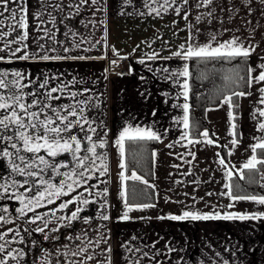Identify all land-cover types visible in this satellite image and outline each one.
I'll list each match as a JSON object with an SVG mask.
<instances>
[{
  "label": "crops",
  "instance_id": "1",
  "mask_svg": "<svg viewBox=\"0 0 264 264\" xmlns=\"http://www.w3.org/2000/svg\"><path fill=\"white\" fill-rule=\"evenodd\" d=\"M26 2L28 52L68 58L48 61L9 59L11 51L19 46L13 41L18 39L22 30L12 31L10 12H4L0 16L4 22L0 33L11 34L0 39V56L5 57L0 60V72L20 71L37 83L48 78L50 87L67 85L65 99L56 103H69L67 93L73 91L84 93L80 99L90 97L93 106L87 114L90 119H94L92 126L97 129L93 139L98 143V136L106 141L105 147L97 148V152L105 156L108 171L103 176L99 175V171L93 172L94 178L88 183L96 187L91 189V195L81 187L68 196L56 199L53 204L43 202V206L36 208L35 213L26 210V215L22 217L17 211L22 205L15 199L13 192L23 193L26 198L32 197L33 193L17 188L0 195V215L6 221H11L0 222V234L8 233L5 240L9 241L5 252L0 253V258L6 259L7 264H81L88 255H93L94 259L85 261V264H108L109 259L111 264H133L136 259H139V264H225V261L227 264H264V219H157L169 214L181 215L184 210L201 213L215 211L221 214L264 213V205L252 201H236L234 207L228 208L227 205L233 202L227 195H220L227 192L224 185L229 180L225 173L240 170L253 155L251 146L257 143L255 138L264 139V131L259 129V123L264 122V117L259 116V111L264 110V103H261L264 93L259 91L264 88V82L253 83L244 92L250 95L239 96L236 123L229 118L231 107L224 102L226 97L217 105L207 107L205 117L208 129L205 130L208 138L215 143L190 144L189 140L204 141L201 133L205 130L196 137L188 134L185 139H181L185 132L188 133V129L183 126V105L188 103V98L185 99V89L182 87L188 77L178 73L188 60L172 55L180 50V45H185L186 49L191 43L200 46L211 43L215 47L216 42L238 36L244 40L245 47L249 43L257 45L249 58V67L255 69L252 76H258L261 69L257 66L264 63V59H261L264 57V2L212 0L211 4L205 6L203 0H188L187 4L181 5L183 10L177 15L173 10L181 4V0H177L176 5L159 16L154 12L149 13L151 8H160L163 0L157 3L147 0V6L145 0H100L97 4L88 0L87 4L80 5L78 14L75 5L79 4V0ZM198 4L201 6L197 7ZM9 7H16V4H10ZM0 11H3L2 6ZM37 13L40 14L38 18ZM186 13L187 19L184 18ZM197 17L201 19L197 20ZM46 30H50L54 38L46 36ZM213 35L216 36V42L212 41ZM190 36L194 39L190 40ZM37 44L43 45L46 51H40ZM113 47L119 55L130 59V71L126 76L110 74L107 70V58L117 56L113 53ZM65 48L69 51L65 52ZM79 56L87 59H72ZM165 68L168 72L162 71ZM24 83L27 84L28 80ZM35 86L33 84L25 91ZM85 89L88 91L85 92ZM232 124L237 125L235 136L230 134L233 131ZM137 126L151 128L161 136L153 149L155 156L152 153L151 185L155 200L143 203L155 206L134 209L129 213V220H118L125 211L124 198L120 196L125 181H121L120 174L123 172L126 177H131L133 170L121 169L124 156L121 157L115 141L124 128ZM233 139L238 141L235 146L231 144ZM190 153L195 154L194 159ZM221 158L227 167L219 163ZM59 159L67 162L71 157L65 155ZM96 165H100V160L96 161ZM9 173L7 161L0 160V176L7 177ZM61 179L55 177L52 182L58 185ZM104 189H107L106 197L96 195ZM78 193L95 201L81 213V216L92 218L91 226L77 220L72 222L71 227H60L67 221H57L56 217L69 216L77 205L70 204L68 209L58 211L59 204ZM105 199V214L110 216L108 221L99 218V214L104 211L100 205ZM4 208L8 211H2ZM50 210L55 212V216H45ZM35 214L50 221L43 233L35 231L38 226H43L42 221L27 223ZM52 228L60 230L53 232L50 231ZM98 228L108 239L107 243L95 246ZM9 229H18L19 236ZM46 235L49 239H45ZM69 236H79L80 239L68 240ZM89 237L92 238V246L87 245ZM21 238L23 243L20 242ZM124 245L141 251H126ZM81 246H87V252L79 256L64 255L69 249L75 251ZM109 248L111 252L107 251ZM169 248L173 250L169 251ZM9 251L15 259L7 256ZM141 252L148 253V256H142Z\"/></svg>",
  "mask_w": 264,
  "mask_h": 264
},
{
  "label": "snow or ice",
  "instance_id": "2",
  "mask_svg": "<svg viewBox=\"0 0 264 264\" xmlns=\"http://www.w3.org/2000/svg\"><path fill=\"white\" fill-rule=\"evenodd\" d=\"M92 4L100 3V0H91ZM158 0H153V3H157ZM177 0H163L160 8H151L150 13L154 12L156 15H160L161 12H167L169 7L176 5ZM264 2V0H262ZM16 4V7L10 8V4ZM88 0H79V4L75 5L76 13L80 11V5L87 4ZM147 6V0H145ZM188 0H181V4L173 8L175 13L179 15L183 10V4H187ZM212 3V0H203L205 6ZM0 6H2L3 11H0V16H3L4 12H10V18L13 21L12 31L16 29L22 30L18 39L13 42L19 45L15 50L11 51L10 57L19 60H30V59H40L44 61L48 60H60L67 59L68 57L62 56H49L48 54L40 55L39 52H28V44L26 43L28 39V9L26 0H0ZM201 5L198 4L197 7ZM59 7V6H57ZM106 10V9H104ZM39 13L36 14V18L39 17ZM211 15V13H209ZM17 17H19L17 19ZM187 19V13L184 16ZM201 17H197V20ZM3 21L0 20V27L3 26ZM227 31V29H226ZM10 32L0 33V39L4 36L10 35ZM45 35L50 38L52 36L50 30L45 31ZM190 40L194 38L190 36ZM212 41L216 42V36H212ZM40 51H46L43 45L37 44ZM257 45L249 43L247 47L244 46V40L238 36H233L231 39L223 42H216V46L213 47L211 43L205 44L203 46L191 43L185 49V45H180V50L174 52L172 55L176 57H182L184 60L195 59L197 61H228L231 62L237 58L247 61L252 53L256 51ZM113 53L119 56V53L113 47ZM2 51V49H0ZM65 52L69 49L65 48ZM23 53V55H17V53ZM104 58V57H100ZM155 58V54L153 56ZM5 57L0 56V60H4ZM72 59H87L86 57H72ZM167 59V58H166ZM261 59H264L262 57ZM143 63V61H140ZM113 64L116 61H112ZM261 71L258 76H252L255 71L252 67L248 68V80L247 84L249 87L253 83L264 82V63L257 66ZM164 72H168V69H162ZM176 75V73H172ZM178 75L183 77H189L190 71L187 65L184 66L183 70L178 73ZM9 76L12 78L9 79ZM28 83H24L25 80ZM243 79V77H241ZM33 84H36L34 88L30 91H25V89L30 88ZM67 85L63 87H50L49 79L45 78L41 82H36L25 76L24 73L20 71H15L12 73L0 72V160H6L10 173L7 177L0 176V195L7 193L10 189L15 190L17 188H24L25 191H30L33 193L32 197L26 198L23 193L16 194L15 199L20 202L22 207L17 211L20 216L26 215L27 212L35 213L36 208L42 207L43 202L47 204L55 203L56 199L62 196H68L70 193L75 192L76 189L83 187L84 192H88L91 195V189L95 188L96 185L89 184L88 181L94 178L93 172L99 171V175L103 176L107 173L108 167L105 161V156L97 152V148H104L106 141L103 139H97L99 142L93 139L94 135H97L96 127H93L94 119H90L87 112L93 106L91 98L80 99L84 93L81 92H68L67 97L70 99L69 103H56L65 99V89ZM182 87L185 89L184 96L187 100L188 98V82L184 81ZM88 90L85 89V92ZM259 91L264 93V88H260ZM250 95L251 93H233V95L244 96ZM231 107V96H228L224 100ZM264 103V99L261 100ZM189 104L185 103L183 109L185 115L183 117V126L185 129H189ZM259 116L264 117V110L259 111ZM230 120H234L235 117L232 112H229ZM233 131L230 133L235 136V124L231 125ZM259 129L264 131V122L259 123ZM82 134V135H81ZM106 135V132H105ZM201 135L205 138L204 141L200 140H189L190 144L194 143H206L212 145L215 142L208 138V132L205 130ZM188 133L185 132L181 139H185ZM257 139V143L251 146L253 155L250 159L243 164L242 169L237 172L231 170L225 173L229 181L233 179L234 176H239L240 179H244V169L249 171L258 170V165H264V159H258L255 155L257 149L264 150V139ZM161 136L153 131L151 128L144 127H126L120 133L118 139L115 141L116 145L120 150L121 157L125 153V142L129 144H136L144 141H159ZM238 143L236 139L231 141V144L235 146ZM172 147V145H169ZM195 158L194 153H190ZM70 156V161L60 160L61 156ZM219 155V154H217ZM231 155V152H229ZM155 156V152H153ZM100 160V165H96V161ZM188 163V161H185ZM219 163L222 166L225 165L224 159H220ZM71 165V167H70ZM121 169L125 168V164H120ZM61 169H67V171H61ZM48 177L47 179L45 177ZM11 177H20L22 179H12ZM55 177H61L59 184L52 182ZM121 181L129 179L123 172L120 174ZM131 180L142 181L144 184H148L147 180L138 176L135 171L132 172ZM179 183V182H178ZM39 185V187H37ZM29 186V187H25ZM227 192H222L220 195H227L230 201L227 205L228 208L234 207V202L236 201H252L259 205H264V195H239L233 193L234 185L229 182L224 185ZM236 188H240L239 185H235ZM42 189V190H41ZM96 195L107 196V189L103 192H98ZM187 195V193H185ZM206 195H213V193H207ZM121 198H124V209L122 215L118 217V220L127 221L130 219L129 213L136 210H143L146 208H152L153 204H142V205H130L127 202L126 196L127 191L122 190L120 192ZM195 200L196 198L193 197ZM95 201H90L85 198L83 193H78L76 196L63 201L58 206V211H63L68 209L69 205H77L74 211H70V215L56 217L57 221H67L65 224H61L60 227H71L73 221L81 220L84 224L91 226V217L81 216V213L86 210V207L90 203ZM103 212L99 214V218L102 221L110 220V216L105 214L107 209V201L100 205ZM2 211L7 212L6 208ZM52 215L55 216V212L51 211L45 213V216ZM157 219H169L173 221H200V220H259L264 219V213H237V212H225L221 214L220 212H210L201 213L199 211L184 210L181 215H172L157 217ZM37 221H42L43 226H38L35 231L45 232L48 228L49 220L45 219L39 214H35L33 217L29 218L27 223L36 224ZM0 222H11L6 221L3 215H0ZM103 227L106 228V225ZM59 228H52L50 231H59ZM10 232H14L16 236H19V230L9 229ZM25 231H31V229H25ZM99 233L98 237L95 239V246H99L101 243H107V237L104 235L100 229H96ZM84 235H87L85 230H82ZM8 233L0 234V253L5 252L6 244L9 241L5 240ZM45 239H49L46 235ZM77 239L80 237L69 236L68 240ZM135 239V237H133ZM23 243V239L20 240ZM34 243V242H33ZM92 238L89 237L87 241L88 246H92ZM126 251L140 252V249L129 248L124 245ZM155 247V244H153ZM173 249L169 248V251ZM104 251V250H102ZM111 252V249H107ZM87 252V246L78 247L75 251L69 249L64 255L79 256ZM23 255V252L19 253ZM142 256H148V253L141 252ZM7 256L15 259L12 252L9 251ZM154 259V257H152ZM94 259L93 255H88L85 257V261ZM85 261H81V264H85ZM0 264H7V260L0 258ZM47 264V262H45ZM108 264H111L109 259ZM133 264H139V259L133 261ZM227 264V261H225Z\"/></svg>",
  "mask_w": 264,
  "mask_h": 264
},
{
  "label": "trees",
  "instance_id": "3",
  "mask_svg": "<svg viewBox=\"0 0 264 264\" xmlns=\"http://www.w3.org/2000/svg\"><path fill=\"white\" fill-rule=\"evenodd\" d=\"M190 71L188 77V104L189 124L188 134L191 137L198 136L203 130L208 129V121L205 117V109L220 103L224 97L231 96V111L234 120L238 118L239 96L233 93L246 92L249 88L247 61L237 58L228 61H187ZM243 77V79H241ZM237 128V125H236ZM157 141H144L136 144L125 142L124 164L125 170H133L148 181H133L126 179L124 190L127 191L129 204L152 203L155 200V191L151 185L153 178V149ZM224 154V152H223ZM255 155L258 159H264V150L257 149ZM242 169V168H241ZM237 172V171H233ZM244 179L234 176L231 182L233 193L239 195H264V165H258V170L244 169ZM239 185L240 188H236Z\"/></svg>",
  "mask_w": 264,
  "mask_h": 264
},
{
  "label": "built area",
  "instance_id": "4",
  "mask_svg": "<svg viewBox=\"0 0 264 264\" xmlns=\"http://www.w3.org/2000/svg\"><path fill=\"white\" fill-rule=\"evenodd\" d=\"M108 60V72L118 76H126L130 71V59L125 55L111 56ZM112 61H116L115 64Z\"/></svg>",
  "mask_w": 264,
  "mask_h": 264
},
{
  "label": "rangeland",
  "instance_id": "5",
  "mask_svg": "<svg viewBox=\"0 0 264 264\" xmlns=\"http://www.w3.org/2000/svg\"><path fill=\"white\" fill-rule=\"evenodd\" d=\"M233 115V114H232ZM237 115L239 116V112L237 113ZM245 117V116H244ZM233 123H236V120H234V122Z\"/></svg>",
  "mask_w": 264,
  "mask_h": 264
}]
</instances>
